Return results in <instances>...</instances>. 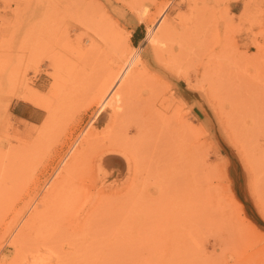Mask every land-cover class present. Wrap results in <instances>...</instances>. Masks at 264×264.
Returning a JSON list of instances; mask_svg holds the SVG:
<instances>
[{
	"label": "rangeland",
	"instance_id": "1",
	"mask_svg": "<svg viewBox=\"0 0 264 264\" xmlns=\"http://www.w3.org/2000/svg\"><path fill=\"white\" fill-rule=\"evenodd\" d=\"M0 264H264V0H0Z\"/></svg>",
	"mask_w": 264,
	"mask_h": 264
},
{
	"label": "bare ground",
	"instance_id": "2",
	"mask_svg": "<svg viewBox=\"0 0 264 264\" xmlns=\"http://www.w3.org/2000/svg\"><path fill=\"white\" fill-rule=\"evenodd\" d=\"M129 67H130V64H127L125 70H123V69L121 68L120 70L116 71L115 73L108 74V80H109V83H108L107 86H106V90L108 89V91H107V94L105 95V98L102 97V99L100 100V101H101V102H100L101 105H102V103L104 102V100L106 99V97H108V96L110 95L111 91H114V92H113L112 95H110L111 98H110V102H109V103H111V102L113 101L112 105L114 106V105L116 104V102L119 101V99H120V95H119V94H117V95H119V96L116 95V93H117V89H118V88H116V85H117L119 82L122 81V79L124 78V76H126L125 73H126L127 70L129 69ZM107 69H108V67H107ZM127 74H129V73H127ZM119 85H120V84H119ZM117 87H118V86H117ZM115 95H116V97H115ZM97 102H98V101H97ZM108 105H109V104H108ZM110 105H111V104H110ZM110 105H109V106H110ZM113 106H112V107H113ZM69 170H70V167L66 168V169H65V172L67 173V172H69ZM35 214H36V213H35ZM35 217H36V215H35ZM35 217H34V218H35ZM34 218L32 217L27 223H30L31 221H34ZM26 227H28V225H26ZM24 230H26V229L24 228ZM24 230H22L23 233H24ZM22 231H21V232H22ZM23 233L20 234V232H19V234H20V235L18 234L19 238H22ZM18 236H17V237H18ZM19 240H20V239H19Z\"/></svg>",
	"mask_w": 264,
	"mask_h": 264
},
{
	"label": "trees",
	"instance_id": "3",
	"mask_svg": "<svg viewBox=\"0 0 264 264\" xmlns=\"http://www.w3.org/2000/svg\"><path fill=\"white\" fill-rule=\"evenodd\" d=\"M136 41V40H135Z\"/></svg>",
	"mask_w": 264,
	"mask_h": 264
}]
</instances>
